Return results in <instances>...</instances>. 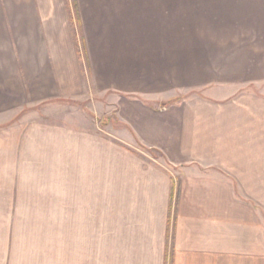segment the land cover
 Here are the masks:
<instances>
[{"label":"crops","instance_id":"obj_1","mask_svg":"<svg viewBox=\"0 0 264 264\" xmlns=\"http://www.w3.org/2000/svg\"><path fill=\"white\" fill-rule=\"evenodd\" d=\"M74 1L86 68L94 76L82 2ZM97 1L98 8L111 7L108 0ZM252 2L257 15L247 0L132 1L131 6L142 9L138 39H149L162 56L144 60L145 66L158 65L162 74L145 73L153 90L119 97V143L67 146L71 153L84 152L81 159H70L76 168L69 181L70 210L87 215L93 200L113 201L100 205L108 210L102 213L117 217L115 241L111 247L103 242L102 264H264L263 186L253 185L259 175L254 161L238 156L252 150L248 141L264 127L263 101L237 94L249 84L264 85V0ZM4 7L6 32L13 37L19 31V58L11 68L19 71L23 103L38 106L78 97L85 83L66 1L5 0ZM180 19L182 40L186 30L193 40L191 47L182 46L181 55L217 57L215 45L206 50V33L223 36L228 51L218 59L208 86L200 88L208 89L206 94L168 104L174 98L168 96V37L173 33L168 21ZM218 85L230 88L229 94L220 98ZM5 116L8 122L13 117L11 111ZM120 147L142 148L158 158L110 160L109 152L119 153ZM85 243L75 249L84 252H76L78 264H90L92 252Z\"/></svg>","mask_w":264,"mask_h":264},{"label":"rangeland","instance_id":"obj_2","mask_svg":"<svg viewBox=\"0 0 264 264\" xmlns=\"http://www.w3.org/2000/svg\"><path fill=\"white\" fill-rule=\"evenodd\" d=\"M65 1L79 74L85 88L74 99L50 100L33 106L23 103L19 71L11 68L19 58V31L14 32L13 37L6 32L5 0H0V264H78L76 252L80 251L82 255L84 252L81 248L75 249L81 241L82 245L86 242L92 252L90 264H102L103 242L105 240L104 245L111 247L115 241L117 217L102 213L108 210L100 205L113 201L93 200L87 215H75L79 211L70 210L69 181L76 170L71 160L81 159L84 152L74 150L71 153L67 146L71 142L73 145L86 142L89 148L93 143H119V131L122 130L116 121L119 97L128 95L124 92L136 95L153 90L144 75L146 72L158 75L162 68L145 66L144 60L159 55V52L149 39L140 41L137 37V18L142 9L131 6L134 0H108L109 8H98L97 0H81L93 56L94 76L90 75L73 0ZM247 1L248 6L254 4ZM169 5L168 12L173 9ZM250 7L252 15L259 14L255 7ZM253 8L257 14L253 13ZM169 26H173V33L168 37V96L174 98L168 104H172L176 99L181 102L207 93L208 89L200 91V88L208 86L212 80L218 59L228 51L225 46L228 41L223 36L206 33V50L215 45L219 55L209 59L202 55L194 59L193 55H181L182 46L191 47L193 42L187 30L186 39L182 40L181 19L168 21ZM185 26L187 28V24ZM8 37L12 39L8 40ZM140 49L144 53H140ZM157 85H160L156 87L159 90L165 84ZM229 90L219 87L216 92L223 98ZM238 93L260 98L264 110V85L259 87L252 83L237 90ZM124 98L132 100L131 97ZM10 111L13 117L8 122L10 118L4 114ZM248 142L252 150L238 153V156L254 161L253 171L259 175L253 177V185H262L264 191V127L255 130ZM122 148L117 150L124 157L110 151V160L158 158L155 153H147L142 148ZM262 202L264 218V200ZM103 222L107 229L105 233L101 231ZM109 247L106 252L110 251Z\"/></svg>","mask_w":264,"mask_h":264},{"label":"trees","instance_id":"obj_3","mask_svg":"<svg viewBox=\"0 0 264 264\" xmlns=\"http://www.w3.org/2000/svg\"><path fill=\"white\" fill-rule=\"evenodd\" d=\"M73 4H74V8H75V12H76V18H77V20H78V24H79V17H78V13H77V10H76V7H75V1L73 0ZM82 41H83V39H82ZM178 101V99H176V100H174L172 103H176Z\"/></svg>","mask_w":264,"mask_h":264}]
</instances>
